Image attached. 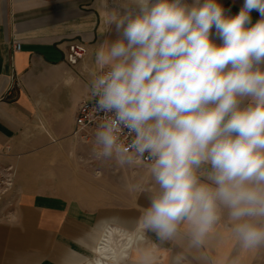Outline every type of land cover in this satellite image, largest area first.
<instances>
[{
    "label": "clouds",
    "instance_id": "9594fccd",
    "mask_svg": "<svg viewBox=\"0 0 264 264\" xmlns=\"http://www.w3.org/2000/svg\"><path fill=\"white\" fill-rule=\"evenodd\" d=\"M93 55L92 155L147 154L159 192L143 227L167 239L186 225L198 245L226 212L241 248L264 244V0L235 14L220 0H129Z\"/></svg>",
    "mask_w": 264,
    "mask_h": 264
},
{
    "label": "crops",
    "instance_id": "0c3cea01",
    "mask_svg": "<svg viewBox=\"0 0 264 264\" xmlns=\"http://www.w3.org/2000/svg\"><path fill=\"white\" fill-rule=\"evenodd\" d=\"M220 2L232 14L243 4ZM106 3L0 0V173L13 175L0 188V264H87L103 242L125 240L124 256L110 264H264V244L241 248L226 212L198 245L186 225L167 239L145 229L141 218L159 192L150 164L95 160L72 136L94 49L108 32ZM74 41L88 54L70 66Z\"/></svg>",
    "mask_w": 264,
    "mask_h": 264
},
{
    "label": "built area",
    "instance_id": "2783aa9c",
    "mask_svg": "<svg viewBox=\"0 0 264 264\" xmlns=\"http://www.w3.org/2000/svg\"><path fill=\"white\" fill-rule=\"evenodd\" d=\"M20 43H16L13 46L14 50L20 49ZM88 54L87 45L81 42H71L68 44L66 48L65 60L70 66H76L81 60H83ZM94 100L88 94L82 98L79 102L76 115L74 118V128L72 131V136L76 139L80 140L81 142L91 145L93 141V134L94 130L97 126V123L102 118V114L97 113L94 110ZM125 142H128L129 138L122 137ZM133 164H142L148 165L151 164V161L147 158V154L139 163ZM7 172H12L11 168L6 169ZM10 185V184H8Z\"/></svg>",
    "mask_w": 264,
    "mask_h": 264
},
{
    "label": "bare ground",
    "instance_id": "6f19581e",
    "mask_svg": "<svg viewBox=\"0 0 264 264\" xmlns=\"http://www.w3.org/2000/svg\"><path fill=\"white\" fill-rule=\"evenodd\" d=\"M128 245H129V241L125 240L122 244L119 245V247L116 246V248L114 247L111 248L109 242L105 241L101 244V246L97 248V258H95V260L88 262L87 264H105V263L110 264L111 261H115V260L117 261L118 257L120 258L124 256L125 249Z\"/></svg>",
    "mask_w": 264,
    "mask_h": 264
},
{
    "label": "rangeland",
    "instance_id": "374dc122",
    "mask_svg": "<svg viewBox=\"0 0 264 264\" xmlns=\"http://www.w3.org/2000/svg\"><path fill=\"white\" fill-rule=\"evenodd\" d=\"M106 5L109 10L112 11V14L118 11V6L121 4H127L129 0H106ZM13 181L12 172H5L4 174L0 173V188H6L8 184ZM116 261V260H115ZM106 264V263H105Z\"/></svg>",
    "mask_w": 264,
    "mask_h": 264
}]
</instances>
